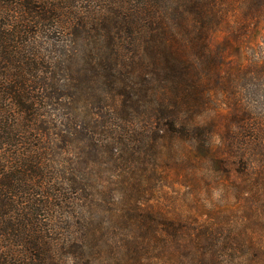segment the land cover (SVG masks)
I'll return each mask as SVG.
<instances>
[{
    "label": "trees",
    "instance_id": "obj_1",
    "mask_svg": "<svg viewBox=\"0 0 264 264\" xmlns=\"http://www.w3.org/2000/svg\"><path fill=\"white\" fill-rule=\"evenodd\" d=\"M262 30L264 0H0V264H113L92 227L109 203L122 263L168 234L171 264H235L201 250L218 224L131 212L171 166L264 190Z\"/></svg>",
    "mask_w": 264,
    "mask_h": 264
},
{
    "label": "rangeland",
    "instance_id": "obj_2",
    "mask_svg": "<svg viewBox=\"0 0 264 264\" xmlns=\"http://www.w3.org/2000/svg\"><path fill=\"white\" fill-rule=\"evenodd\" d=\"M234 35L236 36L235 27L229 22L221 32L219 43L224 47L227 40L232 39L236 46ZM263 36L264 30L258 33L256 41L259 45L264 43ZM227 56L228 62L239 61V58L243 57L234 50H229ZM244 60L245 64L247 61ZM246 95L247 99H258L255 96ZM261 100L262 96L258 103L259 109L264 106ZM221 143V139H217L216 144ZM190 170L192 167L189 166L180 168L171 166L164 170V179H160L152 189L146 191L145 198L133 203L132 208L137 211H132L131 216L136 217L137 213L141 219L149 216L151 224L154 219L176 216L190 224L187 234L192 237L197 233H208V226L216 223L218 228L215 234L209 233L213 238V244L207 242L206 247H201L203 252L216 251L225 263L230 261L237 264L248 258L255 264H264V190L250 188L249 178L239 174V170H229L234 173L231 177L223 171L219 178L212 177V182L211 179L207 180L205 185L200 187L195 184L189 174ZM105 180L107 181V178ZM116 211L117 206L109 203L105 205L104 212L94 220L92 227L97 231L94 244L98 243L99 246L102 244L105 248L106 253L101 257L103 261L125 264L118 260V251L127 246L128 236L132 235V231L128 229L126 223L119 226L113 225L112 222L115 223L113 215H119ZM140 225L142 226L139 230L140 236L151 235L148 225H145L143 221ZM165 236L154 242V247H148L146 244L140 246L142 264H171L168 253L165 256L162 249H159L160 240L167 237L173 238L168 234ZM143 243L141 239L140 245ZM170 248L175 251L173 244ZM184 253L188 251L185 250ZM99 262L102 261L99 260ZM127 264H137V262L132 256L128 258Z\"/></svg>",
    "mask_w": 264,
    "mask_h": 264
}]
</instances>
